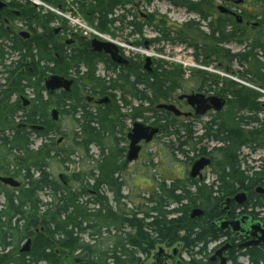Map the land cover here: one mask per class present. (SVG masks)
I'll list each match as a JSON object with an SVG mask.
<instances>
[{
  "label": "trees",
  "instance_id": "1",
  "mask_svg": "<svg viewBox=\"0 0 264 264\" xmlns=\"http://www.w3.org/2000/svg\"><path fill=\"white\" fill-rule=\"evenodd\" d=\"M43 1L53 6L62 3ZM139 1L147 5L154 2ZM162 1L187 9L199 20L186 23L178 31L182 28L168 25L167 20L155 25L154 15L136 13L128 20L134 9L127 8H133L137 0H77V5L79 13L103 34L111 35L117 24L130 29V36L141 38L133 43L135 47L143 46L145 28L156 26L160 37L151 43L169 40L175 34L194 50L197 62L204 57V66L209 67L216 57L224 60L226 65L220 64V68L226 72L234 65L253 67L252 52L233 54L224 47L245 36L244 23L239 25L227 15L217 18L216 0ZM256 2L264 11V0ZM118 10L125 14L116 16ZM27 16L36 23L34 35L29 41L14 39L19 45L11 49L18 53L17 59L4 58L6 62L0 58V177L21 182L19 188L0 182V264H70L71 259L75 263L85 254L89 256L88 264H148L142 258H150L163 245L184 247L190 256L186 264H217L208 258V248L230 237L227 232H217L212 224L222 216L226 200L245 192L248 203L244 213L264 209V197L255 192L258 187L264 188V158L259 168L250 167L247 158H242L244 149L264 152V103L260 101L264 96L234 80H223L219 95L227 100L226 108L233 107L236 112L225 108L203 123L202 134L197 135L193 124L183 117L156 109L159 104L173 101L177 92L188 90L193 76L188 77L183 68L160 66L148 72L139 59L119 66L110 57L93 52L90 42L84 39L73 44L59 41L52 27L59 20L56 14L31 11ZM225 20L235 26L231 33L222 26ZM203 26L207 33L202 31ZM257 27L256 42L264 50V21ZM4 38L12 42L7 34ZM200 42H205L201 48ZM5 51L0 48V54ZM257 63L255 79H240L264 89V65ZM100 64L105 76L98 74ZM194 74L202 78L199 86H206L209 73ZM52 75L73 80L72 91L49 96L44 84ZM28 92L33 97L25 107L22 97ZM105 97H110L111 103L99 105ZM53 107L61 112L58 125L49 116ZM146 113H152V126L160 129L156 139L166 140L161 157L171 163L179 160L177 154L189 161L209 157L216 180L210 185L190 179L168 180L157 172L154 157L147 163V170L158 173L153 176V186L143 192L145 189L138 191L137 186L130 185L125 161L130 131L127 121L143 119ZM65 119L70 127L63 131ZM32 126L44 129L34 131ZM34 136L42 141L37 148ZM204 141L217 145L208 151L207 146H201ZM93 147L98 151L96 156L91 153ZM191 150L193 158L189 157ZM61 172L69 173L64 174L70 178L68 186L59 179ZM194 209H202L204 216L193 219ZM28 242L32 243L30 252L20 255L22 245ZM238 247L233 241L228 251L230 264H240L239 257L247 258L249 264H264V248Z\"/></svg>",
  "mask_w": 264,
  "mask_h": 264
},
{
  "label": "rangeland",
  "instance_id": "2",
  "mask_svg": "<svg viewBox=\"0 0 264 264\" xmlns=\"http://www.w3.org/2000/svg\"><path fill=\"white\" fill-rule=\"evenodd\" d=\"M21 1V0H19ZM29 2L28 0H26ZM39 1V0H38ZM89 2L93 0H87ZM189 2H194L196 0H188ZM42 3V6L38 7L40 10V14H46L47 12L54 13L59 17V20L52 24V27L54 30H59L60 32L57 34V37H59V41L63 42L64 39H67V41L73 42L74 40L78 39H84L85 42H91L93 39L97 38L100 40L108 41L115 43L119 46L121 49V53L123 56H125L128 60L129 59H139L143 62V65L145 67V59L147 57H151L153 60L152 63V71H156L160 66H163L164 68H170L171 66H177L183 68L191 77V82L187 84L188 90L187 91H179L176 93L174 100L170 101L168 103L175 104L178 109L181 111L188 113L190 109L185 105L184 102H179L178 98L183 94H191L194 92L195 94H204L206 97L211 96H219L220 89L223 88L224 83L222 82L225 79H231L236 82H239L245 86H249L252 89L260 92L264 96V89H261L259 87L253 86L251 84L246 83L245 80H241V76H246L248 79H255L256 70L255 67H259V64L257 62H260V65H264V50L260 49L258 46L257 36L259 33V30L257 28L259 23L264 21V11L260 9V6L257 4L256 0H245L243 4L241 5H235L232 0H216L215 1V13L218 15L217 18L220 17L218 7L224 6L237 15H240L244 19V25H242V29H245V36L241 37L238 40H235L234 42H231L224 47L231 51L233 54L242 53L244 50H247L251 53L252 56V63L253 67L250 69L248 68H241L238 65H234L230 72H234L235 76L231 74L230 72H226L223 70V67L226 65L224 60L217 59L216 57H213L210 61V66H204L202 63L204 62V57L201 56L200 62H197L195 59V52L191 48H188L186 44L182 43L175 34H172L171 38L169 40H161L156 43H151L150 41L156 38L160 37V34L156 32L157 28L154 27H146L144 30V35L142 38H144L143 46L142 47H135L133 43H135L137 40H140L141 38L139 36H130V29L128 30L125 27H122L120 25H115L111 30V35L103 34L96 30L95 27L91 25L88 20L84 16H82L79 13L80 6L77 5V0H62V3L60 6H53L49 3L44 2L43 0H40ZM60 7L62 8L60 10ZM131 10V14H129V19L131 20V17L135 15L136 13L141 16H148V15H154L155 17V25L161 22V20H167L168 25H171L173 27L182 28L179 29L183 30L184 25L190 21H198L199 17L196 14H193L189 12L185 8H177L171 5L168 1H162V0H154V2L151 5H147L145 3H141V1L137 0L136 4L132 7H128ZM125 14V11L118 10L116 12V16H122ZM79 19V23L85 27V29H78L77 27L81 28L78 24L74 23L72 20ZM233 19V18H232ZM224 20V19H223ZM235 22V19H233ZM82 22V23H81ZM223 28L227 33H231L235 26L233 24H230L228 20H225L222 23ZM202 31L208 32L207 29L201 28ZM63 30V31H62ZM62 31V32H61ZM201 31V30H200ZM243 32V30H242ZM197 34V33H196ZM148 42V46L146 47V43ZM205 42H200V48L204 45ZM262 45H264V42H262ZM73 46V45H72ZM76 44H74V49ZM200 55H202L201 51L198 52ZM222 69V70H221ZM252 71V74H248L249 71ZM198 71H206L209 73V79L207 80L206 86H199L201 84V76L198 74H194ZM248 71V72H247ZM98 74L100 76H105V70L104 66L102 64L98 67ZM190 74V75H189ZM32 94L28 92V95L26 99L30 100L32 98ZM95 101H98L97 99ZM262 103H264V97L260 100ZM136 106H138L137 102H134ZM227 111L236 112L235 108L227 107ZM124 115L126 113V110L121 111ZM145 118H141L137 121L128 120L127 125L129 130L132 128L133 124L136 122H142L148 126H152L153 124V117L152 113H146ZM215 117L214 113H208L205 117H201L200 119H196L194 117L192 118H184L188 123L193 124V131L198 134H202V127L203 123H206L213 119ZM261 118L264 119V113L261 114ZM62 130L66 131L70 127V121L64 120V122L61 124ZM63 136H57V139H61ZM35 140L34 148H37L41 145V140L39 138H36V136L33 137ZM166 140L165 139H155V141L147 146L143 147L140 160L134 164L129 165L126 180L130 185L137 186L136 189L138 191L143 190V192H146L153 186V176L157 175L158 173L162 175L163 177L170 179H181L183 181L188 180L189 172L191 171V167L193 163L198 160L199 158H196L194 160H187L184 156H181L177 154V162H167L164 157H161L160 154L165 149ZM217 143L214 142H207L204 141L201 146H207L208 151H210L213 147H215ZM127 151H128V144H125ZM187 151L190 149L188 146ZM92 154L95 156L98 154V151L95 147L92 148L91 151ZM155 157V166L158 167L157 172L156 170H147L149 168V161ZM189 157L193 158L195 157L194 152L191 150L189 152ZM247 158V163L250 167H256L259 168L261 166V160L264 158V152L261 150L256 151L255 153H251L249 149H244L242 153V158ZM146 170L145 174L144 171ZM61 174H67L68 172H61L58 175ZM143 176V177H141ZM160 176L156 177L159 178ZM216 180L215 174L213 173L212 167L205 170L203 174V180L198 181L199 183H206L210 185L213 181ZM128 188L124 189V194L126 195L128 193ZM142 192V193H143ZM248 194V193H247ZM144 195V193H143ZM44 199H48V196L45 195ZM245 210V209H244ZM252 210L249 209L248 212ZM257 214V213H255ZM260 219L263 220L264 214L258 215ZM257 216V217H258ZM230 240V237H228ZM227 240V238H222L220 242L212 243L208 248V254L211 258L214 256L215 252L220 249V247L224 244V242ZM233 241L235 239H231V243L233 244ZM237 242V241H236ZM238 243V242H237ZM226 244V243H225ZM239 244V243H238ZM165 249V253L171 255L174 248H170L167 245L162 246ZM157 252V251H155ZM154 252V253H155ZM154 256V254H153ZM153 256L150 258H142L145 263L152 264L153 262ZM178 260L182 262V264H186L190 260L189 254L184 250V247L179 248V256ZM151 262V263H150ZM70 264H75L74 259H71L69 261ZM171 264V262H168ZM239 263L240 264H249L248 259L245 257H239ZM217 264H220L219 261ZM230 264V263H229Z\"/></svg>",
  "mask_w": 264,
  "mask_h": 264
},
{
  "label": "water",
  "instance_id": "3",
  "mask_svg": "<svg viewBox=\"0 0 264 264\" xmlns=\"http://www.w3.org/2000/svg\"><path fill=\"white\" fill-rule=\"evenodd\" d=\"M245 0H233L235 5H241ZM218 11L223 15H229L236 19L237 24L241 25L243 23V18L240 15H237L230 9L220 6ZM59 31V30H58ZM57 31V32H58ZM21 36L28 37V33H22ZM148 42L146 43V47ZM90 47L95 53H103L110 57L113 63L119 66H126L129 63V60L126 59L123 55L120 54V48L117 44L112 42L103 41L100 39H93L90 42ZM152 58L147 57L145 60V70L148 72L152 71ZM74 81L67 78L52 75L45 79V89L49 96H53L58 91H64L70 93L72 91ZM24 106L27 107L30 104V101L23 97ZM180 101H184L187 106L194 110V113H183L178 109L174 104H160L157 106L158 110H164L168 113H173L176 117H185L189 118L191 116L203 117L209 112L220 113L222 112L226 105V99L219 96L206 97L204 94H184L179 97ZM111 98L105 97L99 101L100 105L110 104ZM49 116L51 121L58 125L62 120L61 112L53 107L49 111ZM44 128V127H43ZM33 130L40 131V126H33ZM160 129L154 126H148L142 122H136L132 130L128 134L129 148L126 154V163L133 164L137 162L140 158V153L142 151L143 145H149L153 140L159 135ZM61 142V141H60ZM212 163V160L207 157H203L196 162L191 167L189 173V178L195 180L199 178L203 179V172L208 168ZM59 179L63 182L65 186L70 184V178L64 174L59 176ZM0 181L12 188H19L20 183L13 178H4L0 177ZM257 194L264 196V188L259 187L256 190ZM247 202V195L245 193L237 194L233 199H227L226 203L223 204V213H227L228 216L231 215V210L229 209L232 203H236L239 206H244ZM203 215L202 209H196L193 212V217H200ZM258 220V219H257ZM253 215H244L238 219H229L228 217L218 219L213 223L214 227L219 232L228 231L229 233L235 235L236 237H246L248 241L240 245V249L246 248H260L264 247V223L257 221ZM31 242H28L24 248L23 252H28L31 247ZM179 246L174 248L171 255L165 254V249L160 247L158 252L154 255L155 263L159 264L158 259L162 260L161 264H169V260L172 264H181L178 261L179 256ZM230 248L229 245L224 246L218 250L215 255L211 258V262L220 261V264H228V259L224 256L225 252ZM89 256L85 254L83 258L78 259L76 264H88Z\"/></svg>",
  "mask_w": 264,
  "mask_h": 264
},
{
  "label": "flooded vegetation",
  "instance_id": "4",
  "mask_svg": "<svg viewBox=\"0 0 264 264\" xmlns=\"http://www.w3.org/2000/svg\"><path fill=\"white\" fill-rule=\"evenodd\" d=\"M31 11H36L37 13L40 12V10L34 4L27 2L26 0H21V1H19V0H0V45H1L0 48L3 47V49H6V51L4 52L3 55L0 54V55H2V56H0L1 59H3V60H5L4 58L17 59L19 57L18 53L17 54L12 53L11 47L15 48L16 46L19 45V43L18 44L14 43V39L18 38V39H21V41L24 40V37L21 36L22 32H27L30 34V38H27L28 39L27 41H29L31 39V37L34 35L33 31H34V27L36 26V23H32V21L34 19L33 17L27 16L29 14V12H31ZM4 34H7L8 36H10V38L12 39V42L5 41L4 40L5 39ZM66 43L67 44H73L75 42L66 41ZM8 50H9V52H8ZM10 53H12V54H10ZM11 56H12V58H11ZM192 93H194V92H192ZM189 112H192V110L190 109ZM22 128H25V127H22ZM244 207L240 208V207H237L236 204L232 203L229 207V209L231 210V215H230L229 219L233 220V219H237L243 215H253V216H256V219H258L259 221L264 223V218L262 220L258 216V215H260V213L264 214V209L258 208L255 211V213H257V214H251V213H244V211H245ZM224 217H227V213H223V208H222V216H220L218 219L224 218ZM218 219H216L215 221H217ZM213 223L214 222H212V224ZM215 230H216V228H215ZM217 232H219V231H217ZM219 233H225V232H219ZM227 233H229V232H227ZM228 239L229 238H227V240L224 242V244L226 243V244L231 245V247L229 248L228 251H230L233 247V244L231 243V239H233V240L235 239L239 243V245H242L246 241H248L247 238H245V237H236L232 234H230V240H228ZM23 248H24V245H22V249ZM9 251L10 250H8L6 253H8ZM228 251L224 255L229 260ZM29 252H30V250L26 253L23 252L22 250H20L19 254L20 255H26ZM158 263L161 264L162 260L158 259ZM38 264H42V262H40Z\"/></svg>",
  "mask_w": 264,
  "mask_h": 264
},
{
  "label": "bare ground",
  "instance_id": "5",
  "mask_svg": "<svg viewBox=\"0 0 264 264\" xmlns=\"http://www.w3.org/2000/svg\"><path fill=\"white\" fill-rule=\"evenodd\" d=\"M28 1H29L30 3H32V4H34L35 6H38V7L42 6V3L40 2V0H39V1H38V0H33V1L36 2V3H34L32 0H28ZM61 9H62V8L60 7V10H61ZM219 13H220V12H219ZM220 14H221V13H220ZM222 15H223V14H222ZM227 16H229V15H227ZM231 17H232V16H231ZM233 18H234V17H233ZM242 18H243V17H242ZM234 19H235V18H234ZM70 20H72L74 23L79 24V25L81 26V28L77 27L78 29H85V27L82 26V25L79 23V21H80L79 19H77V20L70 19ZM235 20H236V19H235ZM243 20H244V19H243ZM236 22H237V21H236ZM243 23H244V21H243ZM243 23H242V24H243ZM55 31H56V33L59 32L58 30H55ZM57 31H58V32H57ZM22 33H27V32H22ZM22 33H21V34H22ZM28 34H29V33H28ZM22 37H23V36H22ZM27 38H30V34H29L28 37H24V39H27ZM65 40H67V39H65ZM103 41H104V40H103ZM107 42H108V41H107ZM98 54H101V53H98ZM102 54H103V53H102ZM120 54L122 55V53H121V49H120ZM104 55H105V54H104ZM106 56H107V55H106ZM108 57H109V56H108ZM124 57H125V56H124ZM125 58H126V57H125ZM126 59H127V58H126ZM145 60H146V59H145ZM152 63H153V62H152ZM128 64H129V63H128ZM126 66H127V65H126ZM69 80H70V79H69ZM72 88H73V87H72ZM58 92H59V91H58ZM191 94H192V93H191ZM183 95H184V94H183ZM181 96H182V95H181ZM25 98H26V97H25ZM27 100H28V99H27ZM22 101L24 102L23 97H22ZM29 101H30V100H29ZM178 101H180L179 98H178ZM226 101H227V100H226ZM180 102H184V101H180ZM184 103H185V102H184ZM30 104H31V101H30ZM30 104H29V105H30ZM98 104H99V101H98ZM162 104H170V103H162ZM185 104H186V103H185ZM29 105H28V106H29ZM99 105H100V104H99ZM159 105H160V104H159ZM174 105H175V104H174ZM28 106H27V107H28ZM157 106H158V105H157ZM157 106H156V109H157ZM175 106H176V105H175ZM186 106H187V105H186ZM176 107H177V106H176ZM187 107L190 108L189 106H187ZM177 108H178V107H177ZM225 108H226V107H225ZM190 109L192 110V113H194V110H193L192 108H190ZM157 110H158V109H157ZM163 111H164V110H163ZM182 112H183V111H182ZM183 113H185V112H183ZM188 113H191V112H188ZM209 113H214V112H209ZM220 113H221V112H220ZM171 114H173V113H171ZM214 114H217V113H214ZM173 115H174V114H173ZM206 115H208V113H207ZM206 115H205V116H206ZM174 116H175V115H174ZM205 116H203V117H205ZM192 117H196V116L193 115V116H191V117H189V118H192ZM178 118H181V117H178ZM183 118H185V117H183ZM198 118H201V117H198ZM134 124H135V123H134ZM134 124H133V126H134ZM133 126H132V128H133ZM32 127H33V126H32ZM32 127H31V129H32ZM154 127H156V126H154ZM40 128H41L40 131H43L44 128H43V127H40ZM132 128L130 129V131L132 130ZM32 130H33V129H32ZM34 131H36V130H34ZM130 131H129V132H130ZM129 132H128V134H129ZM159 133H160V132H159ZM158 136H159V135H158ZM158 136H157V137H158ZM157 137H156V138H157ZM156 138H155V139H156ZM155 139L153 140V142L155 141ZM127 141H128V136H127ZM153 142H152V143H153ZM152 143H150V144H152ZM150 144H149V145H150ZM144 146H147V145H143V147H144ZM128 148H129V141H128ZM142 150H143V148H142ZM141 153H142V151H141ZM141 153H140V156H141ZM202 158H203V157H202ZM207 158H209V157H207ZM200 159H201V158H200ZM210 159H211V158H210ZM139 160H140V158H139ZM139 160H138V161H139ZM198 160H199V159H198ZM211 160H212V159H211ZM125 161H126V158H125ZM138 161H137V162H138ZM196 161H197V160H196ZM196 161H195V162H196ZM135 163H136V162H135ZM133 164H134V163H133ZM193 164H194V163H193ZM128 165H131V164H128ZM211 166H212V163H211V165H210L208 168H210ZM208 168H206V169H208ZM206 169H205V170H206ZM204 172H205V171H204ZM204 172H203V174H204ZM189 173H190V172H189ZM4 178H9V177H4ZM188 178H189V175H188ZM13 179H14V178H13ZM189 179H190V178H189ZM197 179L200 180L199 178H197ZM197 179H195V180H197ZM15 180H16V179H15ZM190 180H192V179H190ZM202 180H203V179H202ZM16 181H18V180H16ZM200 181H201V180H200ZM0 182H1V181H0ZM18 182H19V181H18ZM1 183H2V182H1ZM19 183H20V186H21V182H19ZM9 187H10V186H9ZM11 188H12V187H11ZM258 188H259V187H258ZM258 188H257V189H258ZM262 188H263V187H262ZM257 189H256V190H257ZM255 192H256V191H255ZM241 193H245V192H241ZM238 194H239V193H238ZM245 194H246V193H245ZM256 194H257V193H256ZM236 195H237V194H236ZM236 195H235V196H236ZM246 195H247V194H246ZM258 195H260V194H258ZM235 196H234V197H235ZM260 196H262V195H260ZM234 197H233V198H234ZM263 197H264V196H263ZM233 198H230V199H233ZM226 201H227V200H226ZM225 203H226V202H225ZM247 203H248V195H247V202H246V204H247ZM233 204H236V203H233ZM246 204H245V205H246ZM236 205H237V204H236ZM245 205H244V206H245ZM244 206H239V205H237V207H240V208H242V207H244ZM222 207H223V205H222ZM223 208H225V207H223ZM194 210H196V209H194ZM194 210L192 211V218H193V219L201 218V217L204 216V211L202 210V211H203V215H202V216H200V217H193V212H194ZM247 213H251V211H249V212H247ZM243 216H244V215H243ZM227 217L229 218L230 216L227 215ZM241 217H242V216H241ZM224 218H225V217H224ZM239 218H240V217H239ZM220 219H221V218H220ZM237 219H238V218H237ZM256 220H257V219H256ZM257 221H259V220H257ZM260 222H261V221H260ZM213 226H214V225H213ZM225 232H226V231H225ZM227 232H228V231H227ZM230 234H231V233H230ZM232 235H233V234H232ZM234 236H235V235H234ZM245 238H246V237H245ZM247 240H248V239H247ZM226 245H229V246L231 247L230 244H223V245L220 247V249L223 248V247L226 246ZM239 246H240V245H239ZM177 247H178V246H177ZM175 248H176V247H175ZM238 248H239V247H238ZM256 248H258V247H256ZM260 248H264V247H260ZM220 249H219V250H220ZM239 249H240V248H239ZM246 249H249V248H246ZM158 250H159V249H158ZM158 250H157V252H158ZM228 250H229V249H228ZM228 250H227V251H228ZM217 251H218V250H217ZM217 251H216V252H217ZM227 251H226V252H227ZM157 252H155L154 255H155ZM216 252H215V253H216ZM226 252H225V254H226ZM165 254H166V253H165ZM214 255H215V254H214ZM83 256H84V255H83ZM83 256H82V257H79L78 259L83 258ZM224 256H225V255H224ZM153 257H154V256H153ZM225 257H226V256H225ZM211 258H212V257H211ZM226 258H227V257H226ZM78 259L75 260V264H76V261H77ZM227 259H228V258H227ZM210 260H211V259H210ZM178 261H180V260H178ZM218 261H219V260H218ZM218 261H217V262H218ZM180 262H181V261H180ZM153 263H155L154 258H153V262H152V264H153ZM167 263H168V262H167ZM213 263H216V262H213ZM219 263H220V261H219ZM171 264H172V263H171ZM181 264H182V263H181ZM228 264H229V260H228Z\"/></svg>",
  "mask_w": 264,
  "mask_h": 264
},
{
  "label": "built area",
  "instance_id": "6",
  "mask_svg": "<svg viewBox=\"0 0 264 264\" xmlns=\"http://www.w3.org/2000/svg\"><path fill=\"white\" fill-rule=\"evenodd\" d=\"M33 1V0H32ZM34 2V1H33ZM34 3H36V2H34ZM82 23V22H81ZM79 25V24H78ZM80 26V25H79ZM81 27V26H80Z\"/></svg>",
  "mask_w": 264,
  "mask_h": 264
}]
</instances>
